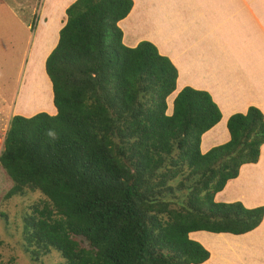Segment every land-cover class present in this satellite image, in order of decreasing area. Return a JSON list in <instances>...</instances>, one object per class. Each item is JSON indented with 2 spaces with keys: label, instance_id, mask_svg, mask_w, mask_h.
Instances as JSON below:
<instances>
[{
  "label": "trees",
  "instance_id": "obj_1",
  "mask_svg": "<svg viewBox=\"0 0 264 264\" xmlns=\"http://www.w3.org/2000/svg\"><path fill=\"white\" fill-rule=\"evenodd\" d=\"M134 5L71 2L44 61L55 113L9 120L0 165L13 185L5 195L29 188L48 199L24 216L34 259L56 250L64 264H200L210 249L191 232L239 235L264 221V204L215 200L243 165L260 161L262 109L230 114L229 139L202 152L221 110L208 90L177 91L178 67L156 43L123 42L118 23ZM186 170L198 179L171 206L167 183Z\"/></svg>",
  "mask_w": 264,
  "mask_h": 264
},
{
  "label": "rangeland",
  "instance_id": "obj_2",
  "mask_svg": "<svg viewBox=\"0 0 264 264\" xmlns=\"http://www.w3.org/2000/svg\"><path fill=\"white\" fill-rule=\"evenodd\" d=\"M69 1L70 0H52L49 5V0H0V112L5 111L0 113V151L2 149L5 132L8 129V118L11 114L9 113V111L29 116L33 114V112H38L40 110L47 111L49 113L54 112L55 110L52 103V95L50 93L51 89L49 91V79L47 76V79H44L46 74L42 62L43 58H41L40 61L39 59L41 55L39 54L43 51L44 48L51 47V45L53 44L55 33L60 26V22H64L66 19V16L63 18L62 11L65 4ZM139 1L146 3L147 0ZM152 1L156 3L154 5L156 6L155 10H152V12H155V17L153 16L152 18H150V23L147 24L148 26L145 28V30H143L142 27L140 29V32H137V36L131 35L130 32L127 33L125 24L123 23L122 28L124 31H126L127 37L129 36V38H132V40L146 36L159 39L160 46L163 50H166L169 47V44L161 42H165L166 39L169 41L168 43H171V46L173 47L176 46V44H188L191 40L194 39V41L196 40L194 43H189V46H191V49L194 53L201 51L205 53L208 46L217 45L214 46V50L216 52L220 51L224 55L225 61L226 59H231V61H233L238 57V60L245 58L244 56H242V54L237 55V48H239V41L237 42V40L239 38H237L238 34L234 30L235 28H233V25L229 24L231 23V20L226 19L225 17H219L224 13L230 15L231 19H236V8L238 7L237 4L239 3H237V0H209V10L207 11V15L211 16H203V19H206V21H204V28H200V31L195 34L188 33V42L184 41L183 36L182 38L177 39L172 36V34H170L169 28L171 27L167 28L166 25L172 22V13L168 12L164 15V13H162L163 11L161 12V10L158 8V6L162 5L163 0ZM184 2V0H173L172 5L175 4L174 6L176 7L171 8L163 6V10L166 8L170 11L172 9L176 11V9H178V6L182 5ZM257 2L258 1H255L253 2V4L252 2H249L250 4L247 5H251V7H253V5L257 4ZM197 3L198 7L201 10H203L204 6H206L202 3V0H197ZM241 3H243V0L240 1V4ZM260 4L262 7H264V0H262ZM48 7L51 9L50 11L47 10ZM44 14L46 15V18H48V20H55L57 16V22H51L49 24H46V21L48 20H44V22H42L43 19H45ZM208 19L209 24L207 23ZM213 21L216 22L215 25ZM188 23L190 22H187L186 25ZM191 24L194 25L193 23ZM196 25H198L197 22ZM53 27L55 28L52 31L51 29ZM230 27L231 29H229ZM37 28L38 32L36 31ZM174 30L176 31V29ZM41 31H47L44 37L40 36ZM167 31L168 33L166 36ZM186 31L187 29L184 32ZM33 36L35 37L33 38ZM46 36L49 37L44 42ZM224 37H231L233 40L227 38L226 41L223 42L222 39ZM221 41V44H217ZM228 43L230 46L228 45V47H226L225 49L219 50L218 46L220 47V45L222 44L227 45ZM173 55L175 56H173L175 59H178L176 52L173 51ZM205 55L209 54L205 53ZM258 56L260 57V55ZM182 57L183 55H181L180 61H182ZM200 59L201 56H196L195 60ZM247 60L249 59H246L245 64H242L240 66V70L239 66L234 65V62L231 65L222 66L225 68L226 73L229 71H231L233 75L235 73H238L237 77L241 79V81L239 82V87L244 93L252 96L255 94H263L262 96H264V86L260 85L259 81H256V79L252 77V74L256 73L257 67L263 75L264 82V66L250 65V62H246ZM34 61H36L37 63H35ZM35 66H38L39 68L42 67L43 72H35L34 69H38V67L36 68ZM198 69L199 71H201V68L198 67ZM233 69L234 72L232 71ZM191 73L192 71H189V73L186 72V74H188V77ZM216 86L219 85L216 84ZM174 95H172L168 101L169 106H171V101ZM262 96L260 98H257V100L260 101L261 99L262 102H264ZM14 101L17 102L18 108H13L15 103ZM25 108H27V110L31 114L20 112L21 109L24 110ZM167 112H170V108ZM223 130V123L220 122L216 129V133L218 132L219 138L214 142H219L225 139L224 135L222 134ZM225 136H227L226 133ZM204 138V148L209 144L214 143L209 142L211 139H209L207 135H205ZM187 174L188 172L186 170L182 175L167 183V185L173 187V192L166 193L164 198L166 200L172 201L171 206H177L176 201L179 198H184L186 192L188 191L187 186L194 184L198 179L197 176H191L190 178H188ZM182 181L185 184V187L180 188V182ZM12 185L13 182L0 165V264H64V259L56 250H51L47 253H43L37 259H34L32 257L31 251L25 248V243L22 238L24 216L32 212L31 207L34 204L42 205V203L48 201V199L39 190H31L29 188H25L24 192L21 194L6 197L5 194ZM254 187H257V190L255 189L256 191L254 190ZM258 188L261 190H259ZM243 189L250 190L249 195L246 194L248 203L252 204L259 201H264V153L257 164H250L248 167H242L241 177L236 178V180L234 179L233 181H230L225 189V192L220 193L219 196L220 198L233 200L234 197L240 196L239 194L241 193V191H243ZM209 235L213 234L204 232L194 233V237L203 242H205L206 236ZM224 236H227L224 237V239H230L235 242H240L241 240H243V247L238 248L236 251H229V253H231L230 258L232 262L229 260H225L224 258L221 263L228 261L230 262V264H235L236 262H239V264H243L245 261V263L250 264L254 262L253 260L255 258L257 260L261 259L260 257H257L256 252L264 248V237L258 239L255 245H252L253 249H250L246 245L248 243L245 237L231 235ZM74 239L78 241L81 247L89 248V243L83 236H74ZM30 248L32 249V247ZM211 250L214 251V248H211L210 251ZM227 253L228 252L225 251V254ZM262 263H264V259L262 260Z\"/></svg>",
  "mask_w": 264,
  "mask_h": 264
},
{
  "label": "crops",
  "instance_id": "obj_3",
  "mask_svg": "<svg viewBox=\"0 0 264 264\" xmlns=\"http://www.w3.org/2000/svg\"><path fill=\"white\" fill-rule=\"evenodd\" d=\"M73 1L74 0H70L69 2H67L65 4L63 11H62L63 18L66 16L65 15V8ZM184 1L185 2L182 5L178 6V9H176V11H174L173 9L170 11L169 9L167 10L166 8L163 10V6L164 7H171V8L176 7V6H174L175 4L172 5L173 0H166V1L163 0L162 5L158 6V8L161 10V12L163 11L162 13H164V15L168 12L172 13V20H171L172 22L166 25L167 28H169V27L173 28V29L169 28L170 34H172V36H174L177 39H180L183 36L184 41L188 42V39H187L189 36L188 33H190V34L198 33L200 31V28H202V29L204 28V24H205L204 21H206V19L205 18L203 19V16H211V15H207V11L209 10V8H208L209 0H202V3L206 5V6H204L203 10H201L198 7L197 0H184ZM240 1L241 0H237V3L238 2L239 3L237 4L238 7L236 8V19H231L230 15H227L224 13L222 15H220L219 17L220 18L225 17L226 19L231 20V23H229V24L233 25V28H235L234 30L238 34L237 38H239L237 40V42L239 41V43H238L239 48H237V50H238L237 55L242 54V56L245 57V58H242L241 60H238V58H239L238 57V58L234 59L233 61H231V59H229V60L226 59V61H225L224 55L220 51L216 52L214 50L215 49L214 46H217V45H213V46L207 45L208 48L206 49L205 53H208L209 55H205V53L203 51L194 53L191 49V46H189V43L192 44L196 41V40L194 41V39L191 40L188 44H183V43L182 44H176V46H174V47L171 46V43H168L169 41L166 39L165 42H163V41H161V42L169 44V47H168V49L163 50L160 46L159 39L146 36V37H139V38H136L135 40H132V38H129V36L127 37L126 31H124L122 28L123 23L125 24L127 33L130 32L131 35L137 36L138 35L137 32H140V29L142 27H143V30H145V28L148 26L147 24L150 23V18H152L153 16L155 17V14H154L155 12H152V10H155L156 6H154V5L156 3L153 2L152 0H147L146 3L141 2L139 0H135V5L132 8L133 10L131 9L132 12L130 13V15L127 18H124L122 20V22L119 21V23H118L119 26L121 25V28L123 31V42L126 45L134 46L140 40H143V39L149 40V41H154L155 43H157L159 45L160 51L162 53L168 54L173 59V61L177 64L178 69H179V76L177 77L178 78V80H177V86H178L177 91L179 89H181L184 85L189 84V85H193L196 88L208 90L212 94V96L214 97V98L213 97L212 98L214 99V101L217 103V105L219 106V108L221 110L222 117H221L220 121H222V123H223L224 130H225V133L227 136H225V133L223 130L222 134L224 135L225 139L222 141H219V142H214L219 138V135H218V132L216 133L217 127L213 128L206 135L209 137V139H211L209 142H214V143H211L207 147L202 148L203 140L201 138V151L202 152H205L210 147L217 145V144H220V143H223L229 139V133H228V130L226 128V120L230 114H232L234 112H244L249 105L258 106L259 108L262 109V112L264 113V102H262L261 99H260V101L257 100V98H260L263 94H259V95L255 94L252 96V95H248L247 93H244L242 91V89L239 87V82L241 81V79L239 77H237L238 73H235L234 75L232 74L231 71L226 73L225 68L223 67L224 65H226V66L231 65L234 62V65L239 66V70H240V68H241L240 66L242 64H245L246 59H249L246 62H250V65L264 66V7H262L260 4V2L262 0H243V3H241V4H240ZM255 1H258V2H257V4L253 5V7H251V5H247V4H250L249 2H252V4H253V2H255ZM51 2H52V0H49L48 4L50 5ZM193 3H194V5H193ZM197 7H198V9H197ZM47 10L50 11L51 9L48 7ZM44 16H45V19H43L42 22H44V20L45 21L48 20V18H46L45 14H44ZM51 22L56 23L57 22V16H56L55 20L52 19V20L46 21V24H49ZM64 22H60V26L58 27V29L63 26ZM142 22H143V25H142ZM187 22H190V23H188L186 25ZM196 22L198 23V25L201 22L202 23L198 26V25H196ZM208 22H209V19L207 20V23ZM191 23H193L194 25H192ZM213 23H214V25L216 24L215 21H213ZM156 25H157V23H156ZM179 25L182 27H180ZM234 25H237V26H234ZM206 27H207V24H206ZM178 28L180 30H183V31H180ZM58 29L56 30V33H55L54 42L51 45V47L49 48V50L47 51V53L45 54V57L47 56L48 52L51 50V48L57 42V39H58L57 31H58ZM174 29H176V31ZM186 29H187V31L184 32ZM229 29H231V27ZM194 30H195V32H194ZM36 31L38 32V28ZM46 33H47V31H41L40 36L44 37V35ZM167 33H168V31L166 32V36H167ZM34 37L35 36H33V38ZM227 38H229L230 40H233L231 37H227ZM227 38L224 37L222 39V41L225 42ZM47 39H48V36H46V39L44 40V42ZM230 40H229V42H230ZM222 41L220 43H217V44H221ZM170 42H173V41H170ZM228 45H229V43L227 45L222 44V45H220V47L218 46V48H219V50L220 49L223 50L226 47H228ZM173 51L176 52L178 59L174 58L175 53L173 55ZM181 55H183L182 61H180ZM258 55H260V57ZM196 56H201V59L195 60ZM242 56H240V57H242ZM246 56H248V57H246ZM44 61H45V58L43 60V66H44ZM198 67L201 68V71H199ZM189 71H192V73L190 74L191 77L189 76L190 78L188 77V74H186V72L189 73ZM232 71L234 72V69ZM46 76H47V74L45 75L44 79L45 78L47 79L48 76L47 77ZM252 77L254 79H256V81H259L260 85L264 86L263 85L264 84L263 75L261 74L260 70L257 67H256V73L252 74ZM49 83H50L49 84V91H50V89H51L50 80H49ZM216 84H218L219 86H216ZM233 84H234V86H233ZM50 93L52 95L51 91H50ZM251 94H252V91H251ZM262 97H263V101H264V96H262ZM24 99H26V98H24ZM13 108H18L17 102L14 103ZM169 108L171 111V106H169ZM40 111H42V110H40ZM1 112H5V111H1ZM20 112L26 113V114L30 113L27 110V108H25L24 110L21 109ZM9 113H11V114L9 115L8 123H9L10 118L14 114H17L16 112H12V111H9ZM33 113H35V112H33ZM50 113H55V110H54V112H50ZM204 140H205V138H204ZM263 151H264V146L262 147L261 157L263 156V153H264ZM249 165L250 164H245V165H243V167H248ZM256 166H258V165H256ZM239 177H241V173H240ZM255 189L257 190V187H254V190ZM259 190H261V189H259ZM223 191L225 192V190H223ZM223 191L221 190L215 194V200L223 201V202L243 200V202H245L247 207H254V206H258L260 204H264V201H259V202H255L252 204L248 203L246 194L249 195V192H250L249 189H243V191H241V193L239 194L240 196L234 197L233 200L220 198L219 195ZM261 223L256 228H254L253 230L246 232L244 234H239V235H235V234H231V233H213V232H208V231L191 232L190 237L193 239H196V240H197V238L194 237V233L204 232V233L213 234V235L206 236V239H205L206 243L203 241L202 242L209 249L214 248V251H212V250L210 251L208 249L210 252L209 258L200 264H217V263L218 264H230V262H228V261L222 262V263H221V261L224 258H225V260L231 261V258H230L231 253H229V251H236L238 248L243 247V245H242L243 240H241L240 242H235V241H232L230 239H224V237H227L224 235L245 237L247 240V243H248V244H246L247 247H249L250 249H253L252 245H255V243L258 241V239H261V237H264V221H262ZM225 251H227L228 253L225 254ZM256 253H257V257L261 258V259H259L260 261L255 258L253 260L254 262L250 263V264H264V263H262V260L264 259V248L259 250ZM233 254H237V253H233ZM211 255H212V257H211ZM231 264H233V263H231ZM235 264H239V262H236ZM243 264H247V263H245V261H244Z\"/></svg>",
  "mask_w": 264,
  "mask_h": 264
},
{
  "label": "bare ground",
  "instance_id": "obj_4",
  "mask_svg": "<svg viewBox=\"0 0 264 264\" xmlns=\"http://www.w3.org/2000/svg\"><path fill=\"white\" fill-rule=\"evenodd\" d=\"M53 29H54V27H53L51 30L53 31ZM48 37H49V36H48ZM49 40H50V39H49ZM48 44H49V43H48ZM51 44H52V43H51ZM49 48H50V47L44 48L43 51L40 52V54L38 53L39 55H41V57H40V59H39L40 61H41V58H43V60H44V58H45V54L47 53V51L49 50ZM41 49H42V48H41ZM45 49H46V50H45ZM39 60H38V61H39ZM34 62L37 63L36 61H34ZM42 62H43V61H42ZM42 62H41V63H42ZM35 63H34V64H35ZM39 65H40V64H39ZM35 67H36V66H35ZM37 67H38V66H37ZM37 67H36V68H37ZM32 68H33V66H32ZM34 71H35V72H43V68H42V67H41V68L38 67V69H37V70L34 69Z\"/></svg>",
  "mask_w": 264,
  "mask_h": 264
}]
</instances>
